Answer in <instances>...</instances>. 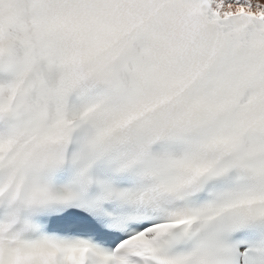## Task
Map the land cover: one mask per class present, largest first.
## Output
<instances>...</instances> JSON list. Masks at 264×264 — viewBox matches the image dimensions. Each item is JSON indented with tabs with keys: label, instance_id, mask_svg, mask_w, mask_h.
Instances as JSON below:
<instances>
[{
	"label": "snow or ice",
	"instance_id": "6c2138e0",
	"mask_svg": "<svg viewBox=\"0 0 264 264\" xmlns=\"http://www.w3.org/2000/svg\"><path fill=\"white\" fill-rule=\"evenodd\" d=\"M0 264H264V0H0Z\"/></svg>",
	"mask_w": 264,
	"mask_h": 264
}]
</instances>
